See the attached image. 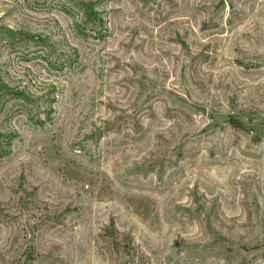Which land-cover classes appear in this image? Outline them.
<instances>
[{
  "label": "rangeland",
  "instance_id": "374dc122",
  "mask_svg": "<svg viewBox=\"0 0 264 264\" xmlns=\"http://www.w3.org/2000/svg\"><path fill=\"white\" fill-rule=\"evenodd\" d=\"M0 264H264V0H0Z\"/></svg>",
  "mask_w": 264,
  "mask_h": 264
}]
</instances>
